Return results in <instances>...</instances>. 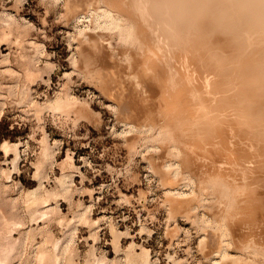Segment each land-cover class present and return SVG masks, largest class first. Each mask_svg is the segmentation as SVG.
Returning a JSON list of instances; mask_svg holds the SVG:
<instances>
[{
	"label": "rangeland",
	"instance_id": "obj_1",
	"mask_svg": "<svg viewBox=\"0 0 264 264\" xmlns=\"http://www.w3.org/2000/svg\"><path fill=\"white\" fill-rule=\"evenodd\" d=\"M165 1L0 0L10 264H55L41 248L128 264L143 247L149 264H264V20L237 0ZM39 184L58 195L32 219Z\"/></svg>",
	"mask_w": 264,
	"mask_h": 264
},
{
	"label": "bare ground",
	"instance_id": "obj_2",
	"mask_svg": "<svg viewBox=\"0 0 264 264\" xmlns=\"http://www.w3.org/2000/svg\"><path fill=\"white\" fill-rule=\"evenodd\" d=\"M165 1V0H164ZM177 1V0H176ZM184 1V0H183ZM203 1V0H202ZM205 1V0H204ZM139 2V1H138ZM144 2V1H143ZM147 2V1H146ZM166 2V1H165ZM178 2V1H177ZM193 2H195V1H193ZM200 2V1H199ZM207 2H209V1H207ZM237 2H238V5H237V7L236 8H238V6H239V8L237 9L238 11L240 10V12L242 11V8L244 7V8H248V6H251V7H254L255 5L258 7L257 9H255L256 11H254V14L253 13H250L251 12V10H250V12H249V10L247 9H243V11L241 12L242 13V15H243V17L245 16L244 14H248V13H250V17H248V16H245V20H248V18H249V21H252V20H254V18H253V15H254V17L256 16V14H258V16L255 18L256 19V21H262L260 18H263V20H264V0H240V1H238L237 0ZM241 2H243V4L244 5H242L241 4ZM155 3V2H154ZM162 3H163V1H162ZM170 3V2H169ZM201 3V2H200ZM143 4V3H142ZM145 4V3H144ZM168 4V3H167ZM211 4V3H210ZM218 4V3H217ZM234 4V3H233ZM237 4V3H236ZM155 5V4H154ZM162 5V4H161ZM179 5V4H178ZM141 6V5H140ZM143 6V5H142ZM162 6H164V3H163V5ZM169 6V5H168ZM187 6V5H186ZM198 6H200V4L198 5ZM198 6H196V7H198ZM232 6V5H231ZM90 7V6H89ZM144 7V6H143ZM147 7V6H146ZM178 7V6H177ZM220 7V6H219ZM260 7L262 8V9H260ZM140 8V7H139ZM150 8V7H149ZM165 9H166V7H164ZM211 8V7H210ZM223 8V7H222ZM222 8H220L221 10H222ZM225 8V7H224ZM228 7H226V9H227ZM256 8V7H255ZM205 9V8H204ZM219 9V11L221 12V10ZM250 9V8H249ZM254 9V8H253ZM143 9H141V11H142ZM145 10H146V8H145ZM191 10V9H190ZM193 10V9H192ZM89 11V10H88ZM111 11H113V10H111ZM147 11H149V10H147ZM146 11V12H147ZM159 11V10H158ZM245 11H248L247 13H245ZM143 12V11H142ZM150 12V11H149ZM203 12H205V11H203ZM89 13V12H88ZM103 13H104V11H103ZM105 13H106V10H105ZM119 13V12H118ZM165 13H166V11H165ZM187 13V12H186ZM226 13V12H225ZM237 12H235V14H236ZM244 13V14H243ZM107 14H109L108 12H107ZM143 14V13H142ZM201 14V13H200ZM203 14H206V13H203ZM203 14L201 15V16H203ZM220 15H221V18H222V16L223 15H225V14H223V12L222 13H219ZM229 14V13H228ZM232 14V13H231ZM233 14H234V12H233ZM238 14H240L239 12H238ZM238 14H237V17H238ZM251 14H253L252 16H251ZM84 15V14H83ZM82 15V16H83ZM110 15V14H109ZM117 15V14H116ZM115 15V16H116ZM147 15V14H146ZM154 15V14H153ZM157 15V14H156ZM191 15V14H190ZM194 15H196V14H194ZM209 15V14H208ZM220 15H218L219 16V18H220ZM227 15V14H226ZM224 16V18L225 19H229V18H227V16ZM230 15V14H229ZM249 15V14H248ZM106 16H108V15H106ZM105 16V17H106ZM172 16V15H171ZM233 16V15H232ZM231 15L229 16V17H232ZM109 17H111V16H109ZM112 17H114V15H112ZM118 17H119V15H118ZM151 17V16H150ZM153 17V16H152ZM158 17V16H157ZM166 17V16H165ZM179 17V16H178ZM189 17V16H188ZM234 17V16H233ZM233 17L231 18V19H233ZM242 17V18H243ZM246 17H248V18H246ZM115 18V17H114ZM120 18V17H119ZM141 18V17H140ZM168 18V17H167ZM203 18V17H202ZM257 18H258V20H257ZM99 19V18H98ZM116 19V18H115ZM115 19H113L114 21V24H116V25H120V26H122V24H119L120 23V20H119V22H117V20H115ZM214 19H216V18H214ZM251 19V20H250ZM260 19V20H259ZM109 20V19H108ZM108 20H106L107 22H108ZM165 20V19H164ZM167 20V19H166ZM165 20V21H166ZM169 20V19H168ZM174 20V19H173ZM241 20V19H240ZM112 21V20H111ZM163 21V20H162ZM229 21V20H228ZM243 21V20H242ZM255 21V20H254ZM168 22V21H167ZM230 22V21H229ZM228 22V23H229ZM166 23V22H165ZM191 23V22H190ZM221 23V22H220ZM251 23V22H250ZM262 23V22H261ZM8 24V23H7ZM112 24V23H111ZM123 24H124V22H123ZM132 24V23H131ZM181 24V23H180ZM236 24H237V22H236ZM254 24H255V22H254ZM264 24V22L262 23V25ZM109 25H110V20H109ZM169 25V24H168ZM182 25H183V23H182ZM191 25V24H190ZM202 25V24H201ZM205 25H207V24H205ZM209 25V24H208ZM207 25V26H208ZM230 25H231V22H230ZM251 25H252V23H251ZM115 26V25H114ZM119 26V27H120ZM167 26V25H166ZM170 26V25H169ZM196 26V25H195ZM202 26H204V25H202ZM220 26V25H219ZM232 26V25H231ZM240 26V25H239ZM249 26H250V24H249ZM256 26V25H255ZM264 26V25H263ZM118 27V26H117ZM116 27V28H117ZM124 27V26H123ZM131 27V26H130ZM150 27V26H149ZM182 27V26H181ZM247 27V26H246ZM252 27V26H251ZM128 28V27H127ZM132 28V27H131ZM154 28V27H153ZM167 28V27H166ZM180 28V27H179ZM240 28V27H239ZM130 29V28H129ZM159 29V28H158ZM169 29V28H168ZM203 29H204V27H203ZM200 30V29H199ZM199 30H198V32H199ZM230 30V29H229ZM245 30V29H244ZM252 30V29H251ZM250 30V31H251ZM254 30V29H253ZM130 31H133L132 29L130 30ZM160 31V30H159ZM173 31V30H172ZM178 31V30H177ZM240 31V30H239ZM242 31V30H241ZM175 32V31H174ZM255 32H256V30H255ZM254 32V33H255ZM264 32V31H263ZM130 33V32H129ZM177 33V32H176ZM228 33V32H227ZM251 33V32H250ZM256 33H258V32H256ZM260 33V32H259ZM120 34V33H119ZM169 34V33H168ZM175 34V33H174ZM207 34V33H206ZM235 34V33H234ZM262 34V33H261ZM133 35V34H132ZM255 35V34H254ZM126 36V35H125ZM231 37V36H230ZM233 38H234V36H232ZM248 37V36H247ZM126 38V37H125ZM170 38V37H169ZM166 39V38H165ZM236 39V38H235ZM249 39V38H248ZM133 40V39H132ZM240 40V39H239ZM263 40V39H262ZM231 41V40H230ZM244 41V40H243ZM246 41V40H245ZM140 42V41H139ZM167 42V41H166ZM263 42V41H262ZM134 43V42H133ZM238 43H240V42H238ZM251 43V42H250ZM249 43V44H250ZM237 44V43H236ZM263 44V43H262ZM141 45V44H140ZM234 45V44H233ZM243 45V44H242ZM255 45H256V43H255ZM232 46V45H231ZM236 46V45H235ZM234 46V47H235ZM260 46H262V45H260ZM259 46V47H260ZM246 47H248V46H246ZM248 49V48H247ZM234 50V49H233ZM236 50V49H235ZM234 50V51H235ZM249 50V49H248ZM259 50V49H258ZM251 52V51H250ZM214 53V52H213ZM217 53V52H216ZM218 53H219V51H218ZM260 53V52H259ZM235 54H237V53H235ZM214 55V54H213ZM230 55V54H229ZM237 56H238V54H237ZM242 56V55H241ZM232 57H234V55H232ZM225 58V57H224ZM256 58V57H255ZM219 59V58H218ZM246 60V59H245ZM256 60V59H255ZM259 60V59H258ZM217 61V60H216ZM241 61V60H240ZM243 61V60H242ZM224 62V61H223ZM234 62V61H233ZM239 62V61H238ZM218 63V62H217ZM221 63V62H220ZM226 63V62H225ZM225 63H223L224 65H225ZM228 63V62H227ZM235 63V62H234ZM236 64V63H235ZM216 65V64H215ZM240 65H242V64H240ZM239 65V66H240ZM172 66V65H171ZM226 66V65H225ZM224 66V67H225ZM233 66V65H232ZM247 66V65H246ZM220 67V66H219ZM223 67V66H222ZM241 68V67H240ZM231 69H232V67H231ZM234 69V68H233ZM226 70V69H225ZM178 72V71H177ZM221 72V71H220ZM219 72V73H220ZM227 72V71H226ZM229 72V71H228ZM255 72H256V70H255ZM175 73V72H174ZM239 73V72H238ZM254 73V72H253ZM176 74V73H175ZM222 74V73H221ZM235 74V73H234ZM245 74V73H244ZM249 74V73H248ZM178 75V74H177ZM223 75V74H222ZM228 75V74H227ZM239 75V74H238ZM242 75V74H241ZM218 76V75H217ZM231 76V75H230ZM244 76V75H243ZM210 78V77H209ZM213 78V77H212ZM227 78H229V77H227ZM252 78V77H251ZM260 78H262V77H260ZM238 79V78H237ZM248 79H249V77H248ZM252 79H254V78H252ZM230 80V79H229ZM232 81V80H231ZM239 81V80H238ZM249 81V80H248ZM252 81V80H251ZM221 82V81H220ZM240 82H241V80H240ZM215 83V82H214ZM213 83V84H214ZM231 83V82H230ZM242 83V82H241ZM264 83V82H263ZM208 84V83H207ZM216 84V83H215ZM221 84H222V82H221ZM227 84H229V83H227ZM253 84H255V83H253ZM262 84V83H261ZM189 85V84H188ZM219 85V84H218ZM223 85V84H222ZM249 85V84H248ZM242 86H243V84H242ZM258 86V85H257ZM246 87V86H245ZM255 87V86H254ZM253 87V88H254ZM15 88V87H14ZM194 88V87H193ZM208 88V87H207ZM215 88V87H214ZM224 88V87H223ZM227 88V87H226ZM242 88V87H241ZM240 88V89H241ZM171 89V88H170ZM252 89V88H251ZM194 91H196V90H194ZM212 91V90H211ZM223 91V90H222ZM250 91V90H249ZM257 91V90H256ZM255 91V92H256ZM205 92V91H204ZM264 92V91H263ZM170 93V92H169ZM216 93V92H215ZM226 93V92H225ZM240 93V92H239ZM260 93V92H259ZM60 94V93H59ZM201 94V93H200ZM241 94V93H240ZM193 95V94H192ZM195 95H197V94H195ZM218 95V94H217ZM251 95H253V94H251ZM257 95V94H256ZM239 96V95H238ZM255 96V95H254ZM253 96V97H254ZM259 96V95H258ZM257 96V97H258ZM202 97V96H201ZM218 97V96H217ZM220 97V96H219ZM228 97V96H227ZM238 98V97H237ZM260 98H263V96L262 97H260ZM27 99V98H26ZM197 99V98H196ZM204 99V98H203ZM232 99V98H231ZM234 99V98H233ZM253 99V98H252ZM62 100V99H61ZM195 100V99H194ZM225 100V99H224ZM250 100V99H249ZM198 101V100H197ZM234 101V100H233ZM255 101V100H254ZM262 101H264V100H262ZM63 102V101H62ZM194 102H196V101H194ZM201 102V101H200ZM207 102V101H206ZM237 102V101H236ZM242 102V101H241ZM57 103H58V101H57ZM212 103V102H211ZM229 103H231V102H229ZM238 103L240 104V101H238ZM237 103V104H238ZM260 103V102H259ZM62 104V103H61ZM61 104H59L58 103V105H56L57 107L59 106V105H61ZM196 104V103H195ZM235 104V103H234ZM203 105V104H202ZM201 105V106H202ZM52 106H53V104H52ZM214 106V105H213ZM233 106V105H232ZM262 106V105H261ZM246 107H248V106H246ZM208 108V107H207ZM225 108H226V105H225ZM215 109V108H214ZM248 109V108H247ZM217 110V109H216ZM215 111V110H214ZM218 111H220V110H218ZM239 111V110H238ZM242 111V110H241ZM245 111H247V110H245ZM249 111V110H248ZM247 111V112H248ZM216 112V111H215ZM223 112V111H222ZM206 113V112H205ZM220 113V112H219ZM255 113V112H254ZM250 114H252V112L250 113ZM218 115V114H217ZM254 115V114H253ZM261 115H263V114H261ZM235 117V116H234ZM242 117V116H241ZM259 117V116H258ZM187 118V117H186ZM261 118V117H260ZM248 119V118H247ZM202 120V119H201ZM179 121H181V119L179 120ZM199 121V120H198ZM200 122V121H199ZM207 122V121H206ZM261 122V121H260ZM259 123V122H258ZM193 124V123H192ZM197 124V123H196ZM248 126V125H247ZM257 126V125H256ZM255 126V127H256ZM262 126V125H261ZM260 127V126H259ZM164 129V128H163ZM257 130H259V129H257ZM160 132V131H159ZM263 132V131H262ZM250 133V132H249ZM158 135V134H157ZM260 135V134H259ZM160 136V135H159ZM257 137H259L258 135H256ZM161 137V136H160ZM155 138V137H154ZM173 138V137H172ZM238 138V137H237ZM264 141V140H263ZM8 141H4L3 142V147H6V146H8V143H7ZM15 145V144H14ZM15 148V147H14ZM13 148V149H14ZM175 149V148H174ZM263 149V148H262ZM16 150V149H15ZM47 150V149H46ZM264 150V149H263ZM48 151V150H47ZM179 151V150H178ZM18 152V151H17ZM46 152V151H45ZM44 152V153H45ZM48 153V152H47ZM46 153V154H47ZM52 153V152H51ZM46 154H44V156L43 157H45V155ZM17 155H18V153H17ZM49 155V154H48ZM19 156V155H18ZM52 159V158H51ZM44 160V159H43ZM245 160V159H244ZM243 160V161H244ZM15 161V160H14ZM256 161V160H255ZM13 162V161H12ZM17 163V162H16ZM71 163H73V162H71ZM235 163V162H234ZM237 164V163H236ZM249 165V164H248ZM41 167V166H40ZM203 169V168H202ZM43 170V169H42ZM236 170V169H235ZM39 171V170H38ZM238 173V172H237ZM221 175V174H220ZM229 175V174H228ZM64 176V175H63ZM63 176H62V178H61V180L60 179H56L58 182H59V184H60V186H62V190H65L66 188H68V186L69 185H67L68 183H66L67 181H66V179H63ZM186 176V175H185ZM184 177V176H183ZM219 179H220V177H219ZM223 179V178H222ZM66 182H65V181ZM220 181V180H219ZM219 181H216V182H219ZM225 184V186H224V184ZM220 183V182H219ZM227 183V182H226ZM226 183H225V181H221V184L223 185V188H222V190L223 191H225V190H227L226 189ZM42 184V183H41ZM255 184V183H254ZM40 185V184H39ZM236 185V184H235ZM228 187H230L229 185L227 186V188ZM33 189V188H32ZM43 189V188H42ZM45 189V188H44ZM56 189V188H55ZM55 189L54 190H46V192H45V190H44V192H41V185L40 186H38V187H36L35 189H33V190H31L30 189V191L27 193V197H26V199L27 200H25L27 203L26 204H29L28 206H29V208L31 209V217H32V219H35L36 217H38L39 218V216L42 214V215H44L45 213H47L48 211H50V209L53 207H51L50 206V197H53L54 195L55 196H57L58 195V193H57V190L55 191ZM59 189H61V188H59ZM61 190V191H62ZM67 190V189H66ZM219 190V189H218ZM231 190V189H230ZM235 190V189H234ZM59 192V191H58ZM226 192V191H225ZM229 192V191H228ZM222 193V192H221ZM220 194V193H219ZM202 195V194H201ZM226 195V194H225ZM227 195H228V193H227ZM203 196V195H202ZM229 196V195H228ZM60 198V197H59ZM203 199V198H202ZM225 205V204H224ZM237 205V204H236ZM6 206V205H5ZM41 207L43 208L41 211H42V213L40 212V214H39V216L37 215L38 213H39V210L41 209ZM224 209V208H223ZM14 210V209H13ZM88 210V209H87ZM15 211V210H14ZM17 211V210H16ZM53 211V210H52ZM82 211V210H81ZM86 211V210H85ZM75 212V211H74ZM83 212V211H82ZM7 214V213H6ZM75 214V213H74ZM1 216H2V214H0ZM37 215V216H36ZM85 215V214H84ZM84 215H82V217H84ZM1 216H0V224H1V226H0V255H1V258H2V261L1 262H6V260H8L7 261V263H5V264H8L9 263V260H10V257H12V255L15 253V249L17 250L18 248H16L17 246H16V244L18 245V238H13L12 236H10V234H8V232H7V227L9 226L8 224L9 223H11L12 222V220L10 221V219H9V217H7V215H4L3 214V216H2V218L3 219H1ZM81 216V215H80ZM89 217V216H88ZM87 218V217H86ZM90 219V218H89ZM38 220V219H37ZM52 220V219H51ZM72 220H74L73 218H71V220H69V221H71V222H73ZM91 220V219H90ZM18 221V220H17ZM75 221V220H74ZM86 221H88V220H86ZM96 221V220H95ZM63 222V221H62ZM85 222V221H84ZM89 222V221H88ZM13 223V222H12ZM21 223V222H20ZM60 223V222H59ZM68 223V222H67ZM15 224V223H14ZM22 224V223H21ZM86 225V224H85ZM72 226V225H71ZM10 227V226H9ZM24 227V226H23ZM75 229V228H74ZM116 231V230H115ZM70 232V231H69ZM13 233V232H12ZM12 233H11V235H12ZM114 233H116V232H114ZM121 235V234H120ZM66 236H67V234H66ZM116 236V235H115ZM117 236H118V233H117ZM116 236V237H117ZM49 237V236H48ZM68 237V236H67ZM72 237V236H71ZM71 237H70V235H69V238H67V239H69V241H70V239H71ZM116 237L114 238V239H116ZM54 238V237H53ZM65 238V237H64ZM120 238V237H119ZM51 240H52V238H50ZM50 239H48V240H50ZM61 240V239H60ZM60 240H58L57 239V241L55 240V250L54 251H56L57 249H58V245L60 244ZM72 240V239H71ZM20 241V240H19ZM115 241V240H114ZM66 242H67V240H66ZM116 242H117V240H116ZM120 242V241H119ZM54 243V242H53ZM71 243V242H70ZM20 244V243H19ZM225 244V243H224ZM68 245V244H67ZM133 245H135V243L134 244H131L129 247L130 248H128V250L130 249V251L131 250H133V249H131V247L133 246ZM43 246V245H42ZM115 246V245H114ZM135 247V246H134ZM118 248L119 247H117L116 246V248L115 249H117L118 250ZM133 248V247H132ZM48 248H41V251H39L38 253H39V259H41V260H43V259H45V258H51V259H54L55 260V262L57 263L58 261H59V259H60V257H61V255L59 256L58 254H57V251L56 252H54V253H51V252H49L48 250H47ZM68 249V248H67ZM19 250V249H18ZM93 250V249H92ZM120 250V249H119ZM219 250V249H218ZM129 251V252H130ZM221 251V250H220ZM59 252V251H58ZM226 252V251H225ZM37 253V254H38ZM60 253V252H59ZM65 253H66V248H65ZM127 253V252H126ZM138 253V252H137ZM17 254V253H16ZM15 255V254H14ZM75 255V254H74ZM90 255H93L92 253L90 254ZM95 255H93V257H94ZM38 258V257H37ZM102 258V257H101ZM100 257L98 258V256L96 257L95 256V260H93V262H90L91 260H89V261H87V263L86 264H106V261L104 260V258H102L101 259ZM49 259H47V260H49ZM63 259V258H62ZM61 259V260H62ZM107 260V259H106ZM111 260V259H110ZM130 264H149L150 263V252H149V249L148 248H146V247H143V249L141 250V252H139L138 254H136V252L135 253H133V252H130L128 255H127V259H126ZM44 261V260H43ZM46 261V260H45ZM53 261V260H52ZM51 261V262H52ZM72 261H74V260H72ZM47 263H49V262H47ZM55 263V264H56ZM72 264H74L73 262H71ZM79 263V262H78ZM128 263V264H129ZM10 264V263H9ZM52 264V263H51ZM58 264V263H57ZM108 264V263H107ZM119 264V263H118ZM126 264V263H125Z\"/></svg>",
	"mask_w": 264,
	"mask_h": 264
}]
</instances>
